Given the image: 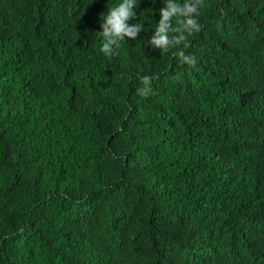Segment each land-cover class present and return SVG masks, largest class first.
<instances>
[{
    "label": "trees",
    "instance_id": "16d2710c",
    "mask_svg": "<svg viewBox=\"0 0 264 264\" xmlns=\"http://www.w3.org/2000/svg\"><path fill=\"white\" fill-rule=\"evenodd\" d=\"M118 2L0 0V264H264V0L105 56Z\"/></svg>",
    "mask_w": 264,
    "mask_h": 264
},
{
    "label": "clouds",
    "instance_id": "9594fccd",
    "mask_svg": "<svg viewBox=\"0 0 264 264\" xmlns=\"http://www.w3.org/2000/svg\"><path fill=\"white\" fill-rule=\"evenodd\" d=\"M199 0H163V6L160 7V17L155 23L152 34L149 36V44L153 48L167 50L173 42L182 40L183 32H193L200 28L198 17L195 15L198 11ZM140 0H119L111 6H107L104 15L101 16L100 30L98 32L103 37L100 43V51L105 55H111L121 41L127 38L137 37L144 25L137 20L129 23L130 18L137 16L134 6H139ZM180 21L183 32L172 25V19ZM172 33V35H170ZM183 62L189 65L195 64V59L183 51L179 52ZM145 86L138 88L137 92L141 95L149 91V78L143 77Z\"/></svg>",
    "mask_w": 264,
    "mask_h": 264
}]
</instances>
